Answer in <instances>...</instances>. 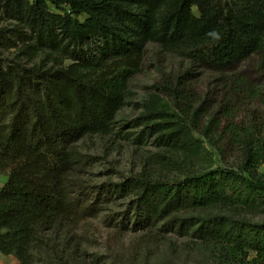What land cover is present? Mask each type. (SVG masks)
<instances>
[{
  "label": "trees",
  "instance_id": "16d2710c",
  "mask_svg": "<svg viewBox=\"0 0 264 264\" xmlns=\"http://www.w3.org/2000/svg\"><path fill=\"white\" fill-rule=\"evenodd\" d=\"M149 43L220 73L252 55L264 66V0H0V253L87 264L76 231L132 196L120 231L163 222L219 243L230 260L264 264V219L247 216L264 215V117L236 126L228 94L217 106L193 101L182 78L157 86L137 123L160 150L124 182L88 180L95 159L79 141L114 131ZM226 87L240 93L241 81ZM214 105L202 133L210 140L223 123L241 147L238 168L216 166L196 135Z\"/></svg>",
  "mask_w": 264,
  "mask_h": 264
},
{
  "label": "rangeland",
  "instance_id": "374dc122",
  "mask_svg": "<svg viewBox=\"0 0 264 264\" xmlns=\"http://www.w3.org/2000/svg\"><path fill=\"white\" fill-rule=\"evenodd\" d=\"M233 76L241 81L240 93L230 89L232 93L226 87ZM180 78L193 90V101L201 104L210 98L218 106L228 94L235 110L236 126L254 124L264 117V66L258 55L245 59L234 72L220 73L149 43L140 71L130 80L129 97L117 114L114 131L109 135L85 136L79 141L82 151L95 159L87 173L92 184L121 183L143 171L147 157L160 149L155 136L149 135L144 125H138L137 117L146 99L157 92V86L177 84ZM217 106L203 115L196 135L213 153L216 166L238 168L242 164V150L231 143L223 123L210 131V140L202 133L218 112ZM259 172L264 174V165L259 167ZM132 199L128 196L112 200L76 231L75 241L79 242V252L87 264H240L225 257L219 243L167 231L163 222L144 230L120 231V222ZM247 216L257 221L264 219L263 214L247 213ZM129 226L132 228L133 221Z\"/></svg>",
  "mask_w": 264,
  "mask_h": 264
},
{
  "label": "crops",
  "instance_id": "0c3cea01",
  "mask_svg": "<svg viewBox=\"0 0 264 264\" xmlns=\"http://www.w3.org/2000/svg\"><path fill=\"white\" fill-rule=\"evenodd\" d=\"M2 174L3 173H0V188L3 187L8 180V176ZM0 264H18V259L13 255H3L0 253Z\"/></svg>",
  "mask_w": 264,
  "mask_h": 264
}]
</instances>
